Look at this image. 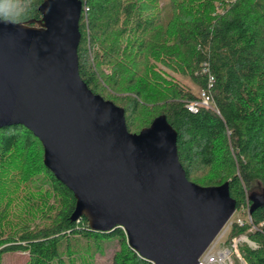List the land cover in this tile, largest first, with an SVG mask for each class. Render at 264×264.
<instances>
[{
	"label": "trees",
	"instance_id": "obj_1",
	"mask_svg": "<svg viewBox=\"0 0 264 264\" xmlns=\"http://www.w3.org/2000/svg\"><path fill=\"white\" fill-rule=\"evenodd\" d=\"M12 1L9 10L0 4L2 18H40L43 0ZM82 3L77 55L87 87L124 109L131 133L165 115L187 179L228 182L236 209L264 222V0H168L166 23L160 0ZM203 65L215 79L213 108L191 111L186 102L207 88ZM74 206L73 192L44 165L39 139L21 124L0 127V264L8 252H27L24 264H89L113 240L112 264H152L122 227L98 231L85 217L72 220ZM241 234L258 243L238 244L242 259L264 264V234L248 222L231 224L227 246Z\"/></svg>",
	"mask_w": 264,
	"mask_h": 264
},
{
	"label": "water",
	"instance_id": "obj_2",
	"mask_svg": "<svg viewBox=\"0 0 264 264\" xmlns=\"http://www.w3.org/2000/svg\"><path fill=\"white\" fill-rule=\"evenodd\" d=\"M82 7L43 0L39 19L0 16V127L21 124L39 139L44 165L74 194L72 220L122 227L152 264H198L236 209L228 182L189 181L165 115L131 133L124 109L87 87L78 71Z\"/></svg>",
	"mask_w": 264,
	"mask_h": 264
},
{
	"label": "built area",
	"instance_id": "obj_3",
	"mask_svg": "<svg viewBox=\"0 0 264 264\" xmlns=\"http://www.w3.org/2000/svg\"><path fill=\"white\" fill-rule=\"evenodd\" d=\"M203 73H207V88H202L199 91V96L191 101L186 102L187 109L191 111H196L199 109V107H207V108H213L212 104V98L210 93V88L212 87L215 79L214 77L209 73V70L205 65H203L202 68ZM245 210V216L241 217L238 214H235V212L243 211ZM232 218L228 220V224H232L233 222H237L238 224L242 225L245 222H248L251 224V229L260 231L264 234V222H261L259 224H253L251 220V216L249 214L248 208L244 209H235L234 213L231 216ZM221 236H218L212 241V243L209 245L205 253L199 258L198 264H232L231 263V255L233 253H236L240 256V253L238 252V244L241 242L247 243L250 247L256 248L258 247V243H256L253 240H250L248 236H240L235 237L231 240V243L227 247H219L216 248V242L219 241V238ZM216 248V249H215Z\"/></svg>",
	"mask_w": 264,
	"mask_h": 264
},
{
	"label": "rangeland",
	"instance_id": "obj_4",
	"mask_svg": "<svg viewBox=\"0 0 264 264\" xmlns=\"http://www.w3.org/2000/svg\"><path fill=\"white\" fill-rule=\"evenodd\" d=\"M6 1H7V3H5ZM0 4H1V6L6 5V7H7V6H10V4H14V1L3 0V1H0ZM160 7H161V15H162L163 21L166 23L170 17V9H169L168 0H160ZM7 9L9 10L8 7H7ZM175 76L179 80V82L183 86H185V88H189V89L196 91V92L198 91V88L192 82H190L189 79L184 78L182 76H179L178 74H175ZM198 185H200V184H198ZM200 186H203V185H200ZM257 191L259 192L258 194H261L262 196H264V189L260 188V189H257ZM235 214H238L239 216L243 217L241 211L235 212ZM231 218L232 217H230V219ZM230 226H231V224H228V222H227L226 225L224 226L223 230L218 234V236H221V237L219 238V241L216 242V244H217L216 248L227 247L228 243H226V241H227V236L229 233ZM240 236H247V235L241 234L238 237H240ZM242 243H245V242H242ZM117 247H118V243L115 240L104 244L103 249L96 250L94 252L93 258L90 260L89 264H112L113 253L117 249ZM238 252H239V249H238ZM27 256H28L27 252H8V253L3 255L2 264H24L25 260L27 259ZM230 258H231L232 264H246V262L242 259L241 255L239 256L236 253H233ZM78 264H81V263L79 262Z\"/></svg>",
	"mask_w": 264,
	"mask_h": 264
},
{
	"label": "bare ground",
	"instance_id": "obj_5",
	"mask_svg": "<svg viewBox=\"0 0 264 264\" xmlns=\"http://www.w3.org/2000/svg\"><path fill=\"white\" fill-rule=\"evenodd\" d=\"M206 250H207V249H206ZM204 253H205V252H204ZM204 253H203V254H204Z\"/></svg>",
	"mask_w": 264,
	"mask_h": 264
}]
</instances>
